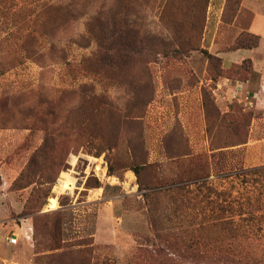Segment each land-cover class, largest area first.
<instances>
[{
    "label": "rangeland",
    "instance_id": "obj_1",
    "mask_svg": "<svg viewBox=\"0 0 264 264\" xmlns=\"http://www.w3.org/2000/svg\"><path fill=\"white\" fill-rule=\"evenodd\" d=\"M182 1L176 0V5ZM209 2L200 42L193 30L192 43L197 41L198 45L193 51L175 46L182 33L192 35V31L177 29L176 16L171 14L178 15L182 7L174 2L167 11L162 7L165 0H5L0 6V264H74L72 257L77 260L83 249L90 250L92 264H161L146 239L152 230L142 194L148 190L140 191L135 174L123 167L146 162L141 180L161 187L184 177L190 159L196 155L202 156L214 175L210 177L212 188L224 193L221 199L231 207L226 216L233 217V224H240L246 232L241 235L242 243L264 264V181L255 174L216 178V174L234 168L248 169L261 158L245 145L250 142L254 120L262 115L255 99L248 96L245 100L233 88L237 82L251 79L252 89H256L257 78L254 72L237 73L230 66L222 68L223 76L212 79L216 73L209 71L204 51L219 55L207 48L212 38L204 36ZM83 3L87 5L85 15L48 32V36L42 35L46 28L43 23L55 17L52 6ZM95 12L103 22L109 12L113 13L117 28L124 26V20L136 25L140 35L155 37L150 46L157 51L166 49L160 47V41L174 48H167L166 54H150L147 44L125 74L118 75L116 67L114 74H109L103 70L106 67L91 65L89 59L99 51L96 43L90 40L85 47L78 43L81 36L90 38L87 24ZM228 18L229 13L222 14L224 24L234 21L228 23ZM249 20L246 11L237 25L245 29ZM33 26L39 43L35 62L25 60L19 47ZM221 33L224 39L218 41L217 49L230 51L240 34L232 40L230 32ZM260 52H264V38L256 50ZM224 78L229 80L227 84ZM83 84L92 85V93L99 98H87L86 92L81 101L75 95L61 97L57 92ZM138 87L153 95L142 117L134 119L131 111ZM44 93L54 113L49 119L43 116L45 124L54 129L53 158L47 161L51 169L47 173L46 167L43 175L27 185L25 179L18 178L41 146L44 133L40 125L30 126L25 110L37 106ZM205 95L213 103L209 119ZM102 101L109 102L116 112H97ZM40 108L44 110L43 105ZM218 115L231 116L234 122H221ZM114 125L115 147L95 160V142L88 133H101ZM127 141L136 146V158ZM241 142L245 143L217 148ZM184 153L190 155L179 157ZM106 157L116 166V175H109ZM66 159L75 160L69 169L65 168ZM35 171L39 173V169ZM91 175L100 188L86 193V178ZM160 198L161 210L171 204L168 196ZM172 208L164 211L173 217ZM13 233L18 237L15 245L6 239ZM58 245L61 248L52 249Z\"/></svg>",
    "mask_w": 264,
    "mask_h": 264
},
{
    "label": "trees",
    "instance_id": "obj_2",
    "mask_svg": "<svg viewBox=\"0 0 264 264\" xmlns=\"http://www.w3.org/2000/svg\"><path fill=\"white\" fill-rule=\"evenodd\" d=\"M176 0H165L162 4L163 9L176 5ZM5 0H0V6ZM183 3L177 4L182 7L179 14L175 12L171 16H176L175 24L177 29H183L185 31H192V35L189 32L182 33L180 38L176 39L177 49L193 51L197 49L198 45L192 43L195 38V30L198 33V41L204 28L205 13L208 4V0H183ZM241 0H226L223 17L229 13V18L225 20L231 23L238 13ZM52 9L56 12L53 21L48 19L43 24L45 30L42 35L48 36V32L57 30L72 21H76L80 17L86 14V4H74V5H60L52 6ZM176 12L178 10H175ZM96 13V12H95ZM166 13V12H165ZM175 18V17H173ZM173 21V20H172ZM122 28H117L115 25V17L113 13L109 12L105 21H101L99 13L92 16L90 22L87 24L88 33L90 38L81 36L78 43H84L85 46H89L90 40H93L97 49L99 50L96 55L92 56L89 60L92 61L91 65H101L106 67L105 71L109 74L115 72L125 74L129 65H133L138 56L137 53L142 52L143 46L148 44V53H161L167 52V48H174L171 43L159 42L160 47L166 48L157 51L154 46H150L153 36L148 34L140 35L139 29L133 25L128 24L127 20L123 22ZM37 28L33 26L27 32L26 36L22 38L20 42V51L25 60L37 61L39 45L37 37L35 35ZM102 36V37H100ZM150 38V39H149ZM1 42V41H0ZM259 36L244 31L233 42L230 51H237L241 49H254L259 46ZM80 43V44H81ZM183 51V52H184ZM176 52V51H173ZM182 52V51H179ZM207 55L209 71H213L216 75L212 76V79L216 80L217 77L222 75V59L219 56L210 54L204 51ZM42 56V55H41ZM235 68L237 73L247 74L253 72V63L251 59H245L240 64L234 63L231 65ZM230 67V68H231ZM229 68V69H230ZM236 75V74H235ZM225 76V75H224ZM240 76V75H239ZM238 78H241L238 77ZM93 86L80 85L75 89L70 90H57L59 96L63 97L66 94L75 95L81 101L86 98L85 93L89 92V96L92 100H97L99 97L92 93ZM135 104L132 107L134 112L132 118L139 119L142 117V111L152 100V92L144 93L143 88L138 87L135 90ZM146 94V95H145ZM145 95V96H144ZM38 105L33 107H27L25 110V117L30 120V126L35 124L40 125L44 133V139L39 149L33 153L29 159L26 170L20 174L19 179H25V184L29 185L35 182L37 175H43L46 172H50L51 166L47 163L53 157L50 154L54 150L53 136L54 129L49 128V125L45 124L44 117L48 119L52 116L53 109L50 107V101L46 98V94L40 95L37 100ZM44 106V110L40 106ZM204 105L206 107L207 116L209 119V108L213 106L212 101L208 96H204ZM97 112H116L111 104L107 101H102L98 106ZM219 116V115H218ZM231 117V116H230ZM229 116H219L221 122L227 119V123L234 122ZM217 118V116H216ZM249 118V116H247ZM214 126V124H213ZM212 126V127H213ZM116 125L112 128H107L105 131L98 133L91 131L88 133L89 138L94 142V153L92 157L96 160L106 150L113 149L117 141ZM211 133L210 128H208ZM53 134V135H52ZM182 138V137H181ZM246 142V141H245ZM245 142L236 143L233 145L219 146L217 148H226L228 146H236ZM127 146L130 148V152L135 157V147L127 141ZM182 153V151H179ZM190 154H181L179 157L189 156ZM193 157V156H192ZM69 155L67 156V159ZM66 169H69L73 162L67 161ZM107 168L109 175H116L117 168L110 162V159L106 157ZM45 169L43 170V168ZM39 169V173L35 171ZM64 168V167H63ZM61 169L64 170V169ZM147 168L146 162H138L134 165L123 167L124 170H131L137 180L139 190H148L142 194L143 199L147 205L149 214V221L151 226V234L147 237V242L153 249L156 256L161 258V264H262V261L257 259L252 249H248L247 246L242 243L241 235L245 234L244 229L240 224H233V217H227L226 214L231 207L227 205V201L221 199L224 193H221L211 185V171L205 160H202L201 155L190 159L188 165V173L185 170V175L179 176L177 181L169 183L164 186L146 185L140 178L141 170ZM65 169V170H66ZM260 175L262 181H264V166L252 167L248 169H241L232 171L222 175H216V178L229 177L232 178L236 175L247 177L248 175ZM188 175V176H187ZM58 176H55L52 181L56 180ZM85 192L96 191L100 188L99 181L93 176H87L85 182ZM168 196L171 198L168 200L171 202L169 206L173 205L174 215L166 213L169 206H164L161 210L160 196ZM45 199L48 197L44 195ZM225 201V202H224ZM224 202V204H223ZM167 208V209H166ZM243 214H240V216ZM175 217V219H174ZM175 220V222L173 221ZM61 248L60 245L53 247V250ZM61 256V255H58ZM91 252L89 249H83L79 251L77 260L72 257L74 264H92Z\"/></svg>",
    "mask_w": 264,
    "mask_h": 264
},
{
    "label": "crops",
    "instance_id": "obj_3",
    "mask_svg": "<svg viewBox=\"0 0 264 264\" xmlns=\"http://www.w3.org/2000/svg\"><path fill=\"white\" fill-rule=\"evenodd\" d=\"M225 4L226 0H210L206 14L207 26L204 31V36L212 38L207 48L211 52L217 53L219 57L222 58V68L224 69H229L231 64L234 63L240 64L245 59L252 60L253 72L257 78L256 89H252L254 82H252L251 79L247 80L246 82H237L233 88H235V93L239 94L240 96H250L255 99L257 108H259V112L262 115L261 117L254 120L255 127L252 129L250 142L245 145L248 151L253 150L255 154L258 152L261 158H259V162L255 163L254 166L246 168L264 166V157H262L264 156V152H262V149H264V52L256 53L257 48H259L261 44V39L264 38V2L261 0H241L238 13L231 24H224L222 21V14ZM246 11L250 13V20L248 26L244 29L242 27L240 28L237 25V22L241 14ZM221 31L230 32L232 40L242 31L253 33L260 38L259 46L249 50L241 49L237 51H220L217 49L219 44L218 41L220 39H224ZM228 45L229 44H227V46ZM224 81L226 82L224 83L227 84L229 80L224 78ZM234 169V171L237 170L236 168ZM188 170L186 173H188ZM212 176L214 178V175L211 173V177ZM130 178H133L134 180L133 174H131Z\"/></svg>",
    "mask_w": 264,
    "mask_h": 264
},
{
    "label": "built area",
    "instance_id": "obj_4",
    "mask_svg": "<svg viewBox=\"0 0 264 264\" xmlns=\"http://www.w3.org/2000/svg\"><path fill=\"white\" fill-rule=\"evenodd\" d=\"M245 100H248V97H245ZM249 105L251 106L252 105V102L251 101H248ZM8 240V243L11 244V245H15L18 243V237L16 236V234H11V237L8 236L6 238Z\"/></svg>",
    "mask_w": 264,
    "mask_h": 264
},
{
    "label": "bare ground",
    "instance_id": "obj_5",
    "mask_svg": "<svg viewBox=\"0 0 264 264\" xmlns=\"http://www.w3.org/2000/svg\"><path fill=\"white\" fill-rule=\"evenodd\" d=\"M131 180L133 181V178ZM51 203H52V205H54L55 204V200H52Z\"/></svg>",
    "mask_w": 264,
    "mask_h": 264
}]
</instances>
